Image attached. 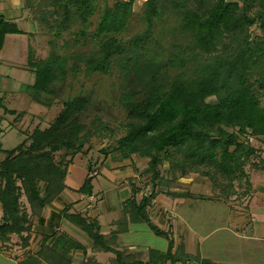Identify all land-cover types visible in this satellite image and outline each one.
<instances>
[{
    "label": "trees",
    "instance_id": "obj_1",
    "mask_svg": "<svg viewBox=\"0 0 264 264\" xmlns=\"http://www.w3.org/2000/svg\"><path fill=\"white\" fill-rule=\"evenodd\" d=\"M99 1L43 0L33 17L56 35L77 24L74 34L91 36L98 48L72 54L52 49L46 58L37 60L29 48L28 66L34 73V82L27 87L30 98L45 106L59 98L63 109L49 126L36 127L27 137L28 144L24 140L13 149H0L4 154L0 161L2 244L9 243L15 234L18 245H29L34 235L32 219H40L44 208L68 188L65 179L73 157L84 152V145L96 132L107 130L100 115L94 113L87 120L91 114L90 95L58 96L68 72L116 73L120 81L119 105L125 115L119 122L123 135L116 139L113 150L119 151L121 160L134 154L147 158L144 172L150 173L152 186L158 180L171 182L159 169L167 162V170L173 172L171 180L177 178L176 174L209 177L219 189L217 199L226 201L238 194L236 184L244 182L246 191L251 189L245 165L257 149L245 136L264 137V106L260 101L264 97V0H145L141 19L146 26L127 42L118 35L127 29L136 0H116L104 6L90 33L87 28ZM25 7H31L29 0ZM164 21L171 23L167 29L162 28L166 33L156 29L158 22ZM252 26H257L260 33L252 36ZM8 33L22 30L0 13V51ZM60 150L64 153L56 161L55 152ZM88 171L76 191L91 195L94 175L91 167ZM166 192L175 194V190ZM156 195L147 192L139 203L128 199L124 217L147 223L156 235L167 238L169 245L165 252L149 250L146 261L133 264L168 260L215 264L184 250L172 253V239L146 212ZM69 210L66 207L63 216L88 235L93 250L112 251L95 219ZM41 237L43 254L49 248L47 237ZM52 257L56 264H70L57 252ZM122 258L117 252L115 260L129 264Z\"/></svg>",
    "mask_w": 264,
    "mask_h": 264
},
{
    "label": "crops",
    "instance_id": "obj_2",
    "mask_svg": "<svg viewBox=\"0 0 264 264\" xmlns=\"http://www.w3.org/2000/svg\"><path fill=\"white\" fill-rule=\"evenodd\" d=\"M0 13L7 20L14 21L22 30V33L6 34L0 51V149L9 150L26 139L27 136L22 125L25 116L31 114L34 105L37 104L31 99L29 110L24 112L23 99L29 96L27 87L34 82V73L28 66V51L32 47L31 40L35 37L36 26L34 20L27 17L23 0H0ZM32 50H34L33 47ZM19 114L23 116L19 117ZM11 132H16L20 136L11 135L12 137H10ZM4 142L11 143L9 148L3 146ZM0 154L4 158L1 151ZM111 160H113L111 168L102 167L101 174H97L100 180H97V175L93 177L91 195L78 193L76 189L80 186L71 187L68 184L69 169L72 165L70 163L65 179L68 188L63 190L51 205L44 208L40 219L37 217L32 219L34 235L29 240V245L21 247L17 244L18 236L12 234L9 243L2 244L0 242L1 263L56 264L58 262L52 257L55 252L67 258L70 264H121V261L115 260L117 252L122 253V259L129 264H133L135 261L137 263L139 260L146 261L148 254L140 250V247H143L145 243L139 240V235L144 232V228L151 229L145 222L125 218L124 213H126L128 206L126 201L128 199L134 198L136 203H139L147 192L135 189L133 185L130 188L129 185L122 183L123 181L128 183L129 179L135 176L134 171L126 168L129 163H125L126 160H129L132 164L134 155L124 160L118 158ZM106 172L112 173L113 178H108L109 175ZM84 173L83 182L87 176L85 171ZM105 175L107 176L105 177ZM115 176H117L116 179ZM249 179L251 189L245 191L242 196L239 195L242 197L240 199H238V195H234L226 201L217 198L202 199L199 197L200 195L195 194H189L190 196L186 197L184 191L175 189L174 195L168 192L163 196L156 195L158 197L157 202H159L158 207L155 209L153 203L150 202L146 212L150 220L163 231H167L164 229L165 225L170 226L173 233L172 253L184 250L186 254L192 256L189 253H192L194 249V253L197 252L205 236H201L189 225L186 219L187 213L183 210L185 204L188 201L193 203L219 201L226 208L223 216L226 217L227 227H229L231 234L248 241L260 242V247L263 248L264 169L249 173ZM94 183L98 185L97 189ZM236 202L238 204L242 202L245 208L236 205ZM66 207H70V212H78L90 219H95L100 226V233L103 235L106 245L112 248V251L93 250V242L88 235L78 225L63 216ZM169 216L170 221L168 220ZM246 232L249 235L244 236ZM41 236L47 237L45 244L49 248L43 254ZM168 245L169 240L164 248L149 247L148 249L165 252ZM262 252L264 253V248L261 250V255ZM152 264L194 263L191 260H168L163 263ZM260 264H263V261Z\"/></svg>",
    "mask_w": 264,
    "mask_h": 264
},
{
    "label": "rangeland",
    "instance_id": "obj_3",
    "mask_svg": "<svg viewBox=\"0 0 264 264\" xmlns=\"http://www.w3.org/2000/svg\"><path fill=\"white\" fill-rule=\"evenodd\" d=\"M26 9V15L29 18L34 20V16L39 13L40 4L43 3V0H29L31 7ZM116 0H100L98 2L99 8L95 14L90 18V25L87 30L91 33L95 30L97 23L99 21L100 14L104 6H111ZM126 1V0H125ZM145 0H136L133 3L132 14L129 17V23L127 29L122 33H119L118 37L124 41H128L129 38L138 30L145 28L146 23L141 19L142 12L144 10L143 3ZM52 8L49 6L48 8ZM42 8H44L42 6ZM36 33L35 37L31 40L32 47L34 50L35 60L46 58L52 49L59 51L60 53H90L94 48H98V44L91 36H77L74 32L77 31L79 25L74 24L70 28L63 30L60 35H56L55 32L51 29L46 28L43 24L35 21ZM167 25H171L170 22H158L157 30L166 33L162 28L167 29ZM250 33L252 36L260 33L257 26H252L250 28ZM170 39V38H169ZM84 68V66L82 65ZM119 79L114 71L111 74H101L98 72L86 74L85 71H80L76 75H72L70 72L67 74L65 84L62 85L61 93L58 96L66 97L68 95H73L76 93L88 94L91 96L89 111L91 112L88 119H91L94 113L98 114L102 118V125H107V130H99L92 136L88 144L84 145L82 153L76 154L72 161L70 167L69 178L67 180L68 184L71 187H79L83 183V178L85 173L88 175L90 167H92V174L96 176L98 173L101 174V168L105 169L111 168L112 158L119 157V151H114L113 148L116 146V139L123 135V130L119 128V122L124 118V110L119 105ZM214 97L209 100H213ZM24 101V112H27L29 109V104L31 98L28 96L23 99ZM261 105L264 106V97L260 98ZM63 109L62 100L55 98L50 106H45L37 103L32 109V113L25 116L23 122V130L28 137L31 132L36 128H46L51 122L59 115ZM89 112V113H90ZM22 117V114L18 115ZM20 136L16 132H11L10 137ZM26 137L27 144L29 143L28 138ZM245 138L250 142L252 146L257 149V153L250 157L247 164L245 165V170L247 173H251L257 169L256 166L264 167V142L263 136L260 138L248 136ZM243 139V137L241 138ZM16 140V139H15ZM11 143L3 144L4 147L9 148ZM64 150L55 152V159L59 161L61 159ZM71 156H68L69 159ZM3 158V155L0 154V160ZM126 168L135 172V176L129 179V182L123 181L126 185H133L135 189L143 190L144 192H157V195H164L166 191H173L179 189L188 194L201 195L208 199L215 198L219 189L212 183L211 179L207 176L200 175L198 173H191L186 177H179V174H176V179L171 180L173 176L172 171H168V163L164 162L160 165L159 169L161 175L169 179L171 182L168 184L162 183L160 180L156 186H152L150 183V173L144 172L148 167V159L139 157L134 154V161L129 162L126 160ZM105 169H103L105 171ZM108 178L112 177V173L106 172ZM115 173V172H114ZM84 174V177H82ZM98 174V175H100ZM97 175V176H98ZM87 177V176H86ZM117 176H115V179ZM135 180V182L131 181ZM93 180V179H92ZM97 180H100L99 176ZM117 182V181H116ZM96 183V182H95ZM94 183V184H95ZM237 183V182H235ZM95 184V187L97 189ZM238 199L242 198V193L246 191V185L244 182L240 185L236 184ZM131 188V187H130ZM169 188V189H168ZM176 191V190H175ZM159 196V197H160ZM222 199V198H221ZM230 199V198H229ZM228 199V200H229ZM22 203H25V199H21ZM158 197H154L150 202L153 203V206L158 207ZM244 202V201H243ZM242 208H245L242 205V202L238 204ZM187 213V221L193 229L199 232L201 236H205L202 243L199 245L197 252L195 249L192 253L194 258L198 259H207L212 261L215 264H260L263 261L264 264V253H261L262 246L260 247V242L248 241L242 237H236L231 234L229 227H227L226 217L223 216L226 212V208L219 201H199L193 203L188 201L185 204L183 209ZM1 213V211H0ZM225 217V218H224ZM170 221V216L168 217ZM165 225V224H164ZM144 232L140 233L139 240L145 245L140 247V250L149 254V247H155L157 249L164 248L168 239L156 235L153 231L148 228H144ZM168 233L169 238L172 239L173 233L171 232L170 226L165 225L164 227ZM243 235V233H240ZM246 235H249L246 232ZM220 241V242H217ZM13 244V243H12ZM146 246V247H145ZM261 255V256H260ZM0 264L1 261H0Z\"/></svg>",
    "mask_w": 264,
    "mask_h": 264
}]
</instances>
